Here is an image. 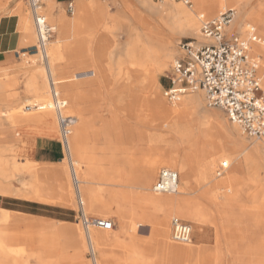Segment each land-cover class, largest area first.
Returning a JSON list of instances; mask_svg holds the SVG:
<instances>
[{
	"label": "rangeland",
	"instance_id": "rangeland-1",
	"mask_svg": "<svg viewBox=\"0 0 264 264\" xmlns=\"http://www.w3.org/2000/svg\"><path fill=\"white\" fill-rule=\"evenodd\" d=\"M0 1H2L0 3V17L4 15H25L32 23L35 35L34 39L23 38L26 27L19 23L23 38V48H19L12 53L13 56L17 57L18 64L15 67H11L9 72L4 69L0 70V131L16 128L19 132H26L29 135H34L37 132L56 133V137L60 140L56 113L51 110L54 116V127L44 117L40 107L43 96L41 91L34 86L36 82L42 83L45 80L50 82L51 78L54 81L59 79L60 84H56L58 90H60L61 96L68 100L65 112L78 118L70 139H73L77 131V125L80 120L79 113H83L87 124L83 135L78 138L75 137V140H77V153L74 154V159L82 162L86 166L88 173L95 178V183L92 184V187L96 188V191L91 196L90 202L94 205L99 202H106L108 203L107 205L111 206L107 215L92 214L84 210L88 216L104 217L111 220L112 218L118 219L119 208L123 206L125 196L134 190L132 188L135 185L134 177L143 170L149 161H155L169 153H173L180 156L181 159L193 161L197 177L206 165L217 162L213 175L214 180H217V182H214V184L198 182L196 189L191 192L192 194H181L179 192L173 194L174 196H185L192 199L193 204H198L200 208L206 202L201 195L205 189L211 188V192L215 196H220L217 200L219 201L217 209L221 216L215 212V215L206 218L205 221H201L204 225L203 227L207 228L209 235L204 238L200 230L194 228V230L196 229L194 241L199 245L210 246L216 252H214L215 254H220V251L222 254V256L220 254L221 264H264V240L262 239L264 238L262 237L264 235V223H261L264 222V170H261L259 175L257 169L250 167L249 170L242 174L240 182L234 186L233 190L228 188L230 187L229 184L221 182L222 179L234 173L229 171L231 166L222 170L221 164L223 162L219 161L220 159L224 160L230 150L228 149L225 135L218 124L221 123L231 128L234 126L223 109L209 107L203 92V105L201 107L190 106L178 118L169 117V120L164 118L153 107L152 95L139 78L119 76V69L116 64H114V69L110 72L108 78L97 76L92 67V61L95 59L94 53L86 54L83 50L85 47H78V42L83 35H78L73 30L67 33L59 21L51 19L49 14L52 8L42 5V12L48 23L56 27L55 33H53L47 43V47L50 49L54 44L58 43L59 45L57 59L50 63L51 57H49L48 62H45L41 48L39 52H36L38 36L29 0ZM99 1L104 3L108 11L116 17L113 35L117 48L131 40V26H137V22L133 21L132 14L127 9L128 7L149 18V15L139 7L137 0ZM171 2L184 5L187 9H190L183 2L177 0H171ZM192 5L195 6L193 0ZM229 8L231 7L227 9ZM220 12L222 11H217L213 15H205L201 11H197L199 13V31L201 14H204L205 18L211 19ZM66 16L72 18L74 14L68 12ZM247 24L248 21H244V25ZM255 26L257 27V25ZM232 31L237 32L236 30ZM258 32L261 35V30H258ZM185 39L200 38L192 37L189 34H178L175 37L177 47L175 57L169 61V64L164 69L157 72L158 89L164 98V105L167 108L174 107L176 103L169 102L163 91L169 84L168 75L174 61L182 56L183 51L180 42ZM108 42L109 40L102 43V49L105 53L111 47ZM118 58L119 53L116 50L113 63H116ZM98 59L100 61L98 64H101L102 67L107 65V57L104 53L100 54ZM102 73V75L107 74L105 70ZM196 93L193 92L183 96L177 103H181L187 96H192ZM77 96H81L80 101L74 103L70 101L69 98L73 99V97ZM47 98V100H51V84L49 85ZM14 114L24 116V120L17 122L11 117ZM190 124L194 127V133L191 136L184 134L182 128ZM211 124L214 126L211 133H208L207 130L209 128L205 129L204 127ZM199 125L203 129H197L196 127ZM108 126L113 127L114 136L105 132ZM238 128L247 141L261 143L264 140V137L251 138L243 132L240 126ZM30 140H33L32 137ZM30 143H26L25 151L19 150L15 158L7 156V153H4L6 150L2 148H0V155L4 158L12 159V164L16 166H22L23 160L25 162H35L27 154V147ZM121 145L124 153L116 149V146ZM199 147L201 148V154L197 155ZM71 155L72 150L64 158L72 187L74 205H72L71 209L74 211L75 217L72 221L65 222V225L78 227L79 233H81L83 238H86L88 231L84 228L79 218V199L72 179ZM125 156L131 160V166ZM55 163L41 162L46 170L43 172V184L47 183L51 184V186L57 184V177L54 174H48L49 170L54 173L52 166ZM163 167L174 168L172 166ZM163 167H159L154 183ZM221 170L222 173L219 174ZM13 175L12 178L2 184L4 189L11 195L18 197L29 194V184L32 181L29 173L19 171L16 168L13 170ZM239 188L240 193L236 199L231 201V203L224 204L223 202L227 201L230 192L237 193ZM44 195L55 201L48 204L62 205L61 202L67 199L62 194H52L50 191H44ZM3 197L4 195L1 194L0 205L3 203ZM85 207L92 212V205H85ZM179 217L195 226L193 219ZM171 219L172 217H169L170 224ZM257 220L259 221L257 222ZM136 227L144 230L142 235H138L140 244H143L142 254L144 255L142 256L144 258H140V255L138 256L136 253L135 239L129 243L130 239L124 236L122 224L119 221L115 231H107L109 245L104 253H97V257L109 258L111 261L109 264H169V259L164 255L163 251L156 248V245L152 246L155 236L150 231L149 227H151V224L144 222L139 226L136 225ZM218 231L221 233L222 242H218L216 238ZM7 234H9L8 237H11V249L19 252V262L16 264H37L33 256L34 253L41 250L38 241L43 239L44 232L38 227L31 229L25 225L12 223L11 226H8ZM66 237L70 239L72 235L67 234ZM127 244L130 246L129 248ZM94 256L95 250L87 245L81 258L90 264H94Z\"/></svg>",
	"mask_w": 264,
	"mask_h": 264
},
{
	"label": "bare ground",
	"instance_id": "bare-ground-1",
	"mask_svg": "<svg viewBox=\"0 0 264 264\" xmlns=\"http://www.w3.org/2000/svg\"><path fill=\"white\" fill-rule=\"evenodd\" d=\"M193 1L195 2V6H189L190 9H187L184 5L172 3L171 0H137L139 7L143 12L149 15V18L144 17L142 14L128 7L127 9L132 14L133 21L137 22V26H131V40L118 48L116 47L117 43L113 35L116 17L111 14L106 5L99 0H81L77 2L72 18L67 17L65 14L61 16L62 18L55 16L53 10H51L49 15L52 20L59 21L62 28L67 33L73 30L78 35H83L82 39L78 42V47H85L83 50L86 54L94 53L95 59L92 61V67L97 76L108 78L110 72L114 69V64H116L119 69V76H124L125 78H139L144 87L152 95L153 107H155L164 118L169 120V117L178 118L190 106L199 108L203 105V91L199 90L195 95L187 96L181 103H176L174 107H165L164 98L158 89L157 76V72L164 69L169 64V61L175 57L177 52L175 37L178 34H189L192 37L196 36L197 38H201L198 20L199 13H197V11H201V13L205 15H213L217 11H223L228 7L233 8L235 10V17L228 27V30H236L237 32L244 33L246 29L244 21L246 20L248 24L251 22L257 25L258 30H261L260 36L262 37V41L255 45V50L264 55V0ZM19 23L26 27L23 38L34 39L35 35L30 19L22 15L20 16ZM100 29H102L101 32H99ZM108 40L111 47L110 50L105 53L102 49V43ZM58 49V43L52 45L50 49H48L47 45L44 49L41 48L43 60L48 62V58L51 57L50 63L54 62L57 59ZM116 50L119 53V58L116 60V63H113ZM36 52H39V49H37ZM103 53L107 57V65L105 67L98 64L100 63L98 56ZM104 70L107 72V74L104 73L106 75H102ZM54 82L60 84L59 79ZM49 85L50 82H47V80L42 83L36 82L34 84L36 89L40 90L43 96L40 107L42 108L44 117L55 127L52 109L48 105L50 100H47ZM69 99L74 103L80 101L81 96ZM44 101L46 102L44 103ZM14 115H11V117L17 122L24 120V116ZM78 115L80 120L77 125V131L73 139H70V151L66 153L68 154L72 150V179L74 177L78 179V184L75 185L74 181L73 184L77 194L83 201L84 210L92 214L107 215L111 207L107 205L108 203L99 202L94 205L90 202L91 196L96 191V188L92 187V184L95 183V178L88 173L86 166H84L82 162L74 159V154L77 153V140H75V137L78 138L82 136L85 130L84 128L87 125L83 113H79ZM232 124L234 125L232 128L221 123L218 124L225 135L226 143H228V149L230 150V152L228 151L229 154H226L227 157L224 160H218L220 162H228V168L231 166L229 171L235 173L222 179L221 182L223 184H229L230 187L228 188L231 190L234 189L236 184L238 185L242 178V174L249 170L250 167L257 169L259 175L261 174V170H264V140L261 143L247 141L239 131V125L233 122ZM213 126L211 124L204 128H209L207 131L211 133ZM182 128L184 134L191 136L194 133V127L191 124L185 125ZM196 128L199 130L203 129L201 125ZM105 132L108 135L114 136L112 126H108ZM116 149H119L118 151L120 152L124 150L122 145L116 146ZM200 151L201 148L199 147L197 155L201 154ZM125 157L128 159L131 166V160H129L127 156ZM22 164V166H16L12 164V159H7L0 155L1 194H10L4 189L2 184L14 176L13 170L17 168L19 171L29 173L32 178L29 184L30 193L21 195L20 197L44 203L55 202L50 199V197L48 198L44 195V191H50L52 194L59 193L67 197L66 200L64 199L63 202H61L63 206L72 207V205H74L72 187L65 158L54 165L52 164L54 173L50 170L48 171L49 175L54 174V176L57 177V184L55 186L42 183L43 172L46 170L43 168L41 162H23ZM216 165L217 162L206 165L197 177V175H195L196 169L194 162L181 159L180 156L174 155L173 153H169L155 161L147 162L143 170L134 177L135 185L132 187L134 190L130 191L129 194L125 196L124 204L119 208L118 219L112 218L114 223L112 229L103 230L92 226L89 228L86 238H83L81 233H79L78 227L67 228L63 226L59 235L46 237L38 241L41 250L34 253L33 257L36 263L90 264L88 261L81 258L84 248L88 245L95 250L93 259L94 264H109L111 262L109 258H98L97 253H104L106 251L109 245L107 231H115L119 221L122 224V233L130 239L129 243L133 242V239H135V250L137 255H140V258H144V256H142L144 254H142L143 244H140L138 235H142L144 230L139 229L136 225L139 226L144 222H149L151 224V227H149L150 231H152L155 236L152 246L156 245V248L163 251L164 255L169 259V264H221L220 251V254H215L216 252L213 251L210 246L199 245L194 241L196 230H194V228H198L204 238L209 235L207 228L203 227L204 225L201 221H205L206 218L215 215V212L219 213L221 216V213L217 209L219 205V201L217 200L220 196H215L211 192V188L205 189L201 195L206 202L205 205L200 208L198 204H193L192 199L188 197L174 196L173 194L176 192L156 193L153 190L159 167L172 166L177 169L180 175L177 192L182 194L191 193L196 189L198 182L205 184H214V182H217V180L213 178ZM239 191L240 188L237 193L231 191L230 196L227 197V201L222 202L224 204L231 203V201L236 199L239 195ZM85 205H92V212H90L89 209L87 210ZM174 216L193 219L195 226H193L192 239L190 242L179 243L172 239V228L169 223V217L173 218ZM12 223L25 225L32 229L36 227V217L26 214L17 215L0 208V264H16L19 262V252H15L11 249V237H8L10 233L7 234L8 226H11ZM67 234L72 235V237L67 239ZM216 238L218 242H222L220 231H218ZM127 247L129 248L130 246L127 244Z\"/></svg>",
	"mask_w": 264,
	"mask_h": 264
},
{
	"label": "built area",
	"instance_id": "built-area-1",
	"mask_svg": "<svg viewBox=\"0 0 264 264\" xmlns=\"http://www.w3.org/2000/svg\"><path fill=\"white\" fill-rule=\"evenodd\" d=\"M192 6V0H177ZM29 5L38 36L37 49H44L55 33L42 12V0H29ZM73 13V4H69ZM235 17L233 8L220 12L208 19L200 15V39L181 40L182 56L177 58L168 75L169 84L164 88V96L171 103L179 102L183 96L204 92L206 103L212 108L223 109L230 120L239 125L251 138L264 137V55L255 50L262 41L257 27L247 24L244 33L229 31ZM51 100L49 107L56 113L60 144L64 153L70 151V137L77 123L75 115L67 114V99L61 96L56 83L51 78ZM228 162L221 164L222 170ZM222 170L219 174L222 173ZM75 185L78 179L73 178ZM179 172L171 167H163L153 185L156 193H174L179 187ZM79 218L88 231L90 227L109 230L114 223L109 218L88 216L83 209V201L78 195ZM172 239L187 243L192 239L193 226L181 217L171 219Z\"/></svg>",
	"mask_w": 264,
	"mask_h": 264
},
{
	"label": "crops",
	"instance_id": "crops-1",
	"mask_svg": "<svg viewBox=\"0 0 264 264\" xmlns=\"http://www.w3.org/2000/svg\"><path fill=\"white\" fill-rule=\"evenodd\" d=\"M79 1L81 0H42V3L45 7H51L55 16L61 17L70 12V3L73 4L74 14L76 3ZM19 22L20 15H4L0 17V70L4 69L9 72L11 67H15L18 64L17 57L13 56L12 53L19 48H23ZM31 137L33 140H30ZM26 143H30L27 147V154L35 162L55 163L64 158L56 133L37 132L34 135H29L26 132H19L16 128L0 131V148L5 149L4 153H7V156L11 158H15L19 150L25 151ZM3 195V203L0 208L17 215L26 214L36 217V227L34 228L38 227L44 232L43 239L59 235L63 226L67 228L75 227L65 225V222H70L75 217L71 207L29 200L11 194ZM60 223L61 225H59ZM262 239L264 240V238Z\"/></svg>",
	"mask_w": 264,
	"mask_h": 264
}]
</instances>
